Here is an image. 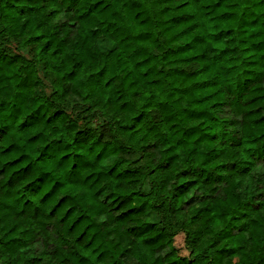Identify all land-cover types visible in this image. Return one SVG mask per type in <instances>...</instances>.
<instances>
[{
    "label": "clouds",
    "instance_id": "clouds-1",
    "mask_svg": "<svg viewBox=\"0 0 264 264\" xmlns=\"http://www.w3.org/2000/svg\"><path fill=\"white\" fill-rule=\"evenodd\" d=\"M31 2L33 0H0V13L7 14L0 15V27L4 28L0 32V48L7 45L12 52L22 53V58L13 66L16 81L22 83L18 86L14 82L0 90V136H3L0 145L14 143L18 139L27 140L35 131V143L27 141L24 147L32 157L42 154L40 160H32L33 171L28 177L32 180L30 191L24 188L28 179L20 173L9 171L0 175V264H153L154 261L155 264H166V260H157L163 252H153L156 246L145 243L139 232L144 227L145 216L157 219V212L151 206L161 201L164 203L160 215L174 222L184 220L187 223L188 220L187 207L181 211L182 200L172 195L174 172L192 166L195 156L182 154L172 176L162 166L158 167L175 144V135L167 119L174 118L176 109L171 107L166 97L164 104L158 103L160 96L145 102L131 98L122 85L123 72L119 75L120 83L115 84L111 92L103 93L105 77L100 69H106L109 63L107 49L113 45L120 47L123 42L121 30L107 21L94 24L97 29L95 36L89 34L84 41L74 39L69 50H65L64 44L76 36L75 30L71 33H60L55 29L48 32L45 39L55 42V51L45 47L42 41H28V36L35 35V32H26L18 27L27 17H20L17 13ZM41 2L49 3L50 0ZM81 2V10H84L91 0ZM109 2L103 0V3ZM133 2L124 0L125 7L130 9ZM136 2L148 9L145 0ZM261 2L264 0H247L243 7L252 11ZM10 18L17 21L16 27L4 23ZM96 39L104 42L99 49L95 46ZM87 40L93 41L91 48L86 47ZM40 47H44V51H39ZM124 54L122 51L121 55ZM85 56L90 61L87 66L77 63ZM6 67L0 61V69ZM121 93L125 94L127 101L123 107L115 99ZM34 108L37 109L35 112ZM163 108L168 109L166 117L161 115ZM140 112L145 114L136 124L132 116ZM129 124H136L130 133L122 127ZM223 131L228 133L223 137L225 144L221 145L218 139L206 149L215 150L217 155L213 156L212 151H208V159H204L201 153L197 160L200 168L206 164L224 165L223 169L208 168L213 174L220 173V179L207 186L198 183L194 193L196 196L213 193L228 201L224 215L232 235L222 245H213V249L222 246L224 250L216 253L207 248V244L216 239L215 233L219 229L209 233L204 251L211 255L206 257V264H264V161L257 164L249 156L251 149L229 150L226 147L228 139L236 138L231 133H239L236 128ZM153 143L156 147L142 148V145ZM166 148L168 152H165ZM233 163L235 167H231ZM126 168L135 169L136 174L121 179L119 184L107 178L109 169L124 176ZM9 175L16 181L11 189L4 184ZM37 176L45 181L39 192H36ZM61 187L63 191H58ZM49 188L51 192H48ZM45 192H48L45 197L47 203L40 199ZM64 192L68 196H64ZM119 192L131 201L128 206L143 205L146 211L130 215L126 220H117L123 209L109 211L119 200L109 203L108 194ZM257 193L261 195L257 197ZM48 197L52 199L48 200ZM24 200L29 204L24 205ZM57 200H67L68 203L63 208L57 205L59 211L53 209L54 214L50 216L49 210ZM257 200L259 213L254 211ZM69 205L73 206L70 216L64 212ZM61 216L65 219L61 220ZM77 216H81L83 222L70 228ZM230 217L235 219H227ZM253 224L258 226L253 228ZM81 231L88 235L77 241L76 236ZM98 237L99 244L93 251L87 247V242ZM232 249L235 250L234 255L231 254ZM97 252H102L99 259ZM81 256H87V260H81Z\"/></svg>",
    "mask_w": 264,
    "mask_h": 264
},
{
    "label": "trees",
    "instance_id": "trees-1",
    "mask_svg": "<svg viewBox=\"0 0 264 264\" xmlns=\"http://www.w3.org/2000/svg\"><path fill=\"white\" fill-rule=\"evenodd\" d=\"M246 3L247 0H145L148 5L145 10L136 0L130 9L125 7L124 0H110L109 3L91 0L81 10V0H50L49 3L33 0L17 13L20 17H27L18 27L26 32H35V35L28 36V41H42L45 47H50L53 51L55 42L45 39L53 29L60 33L75 30L76 36L67 39L64 44L65 50H69L74 39L84 41L89 34L96 35L95 23L107 21L108 24L115 25L122 32L123 42L120 47L113 45L107 49L110 54L109 63L106 69H100L105 77L103 93L111 92L114 85L120 83L119 75L123 72L125 78L122 85L131 98L145 102L151 97L160 96L158 103L164 104L166 97L171 107L176 109L174 118L167 119V124L175 135V144L172 152L158 167L162 166L172 176L182 154L195 156L192 166L174 172L172 195L182 200L181 211L187 207L188 220L187 223L184 220L174 222L160 215L161 205L164 203L161 201L160 204L151 206L157 212V219L151 220L145 216L144 227L139 232L145 243L156 246L152 249L153 252H163L157 260H166V264H206V257L211 255L204 251L209 233L219 229L215 233L216 239L207 244L209 249H213V245H222L232 235L224 215L228 201L213 193L206 192L201 196L194 193L198 183L207 186L220 179V173L213 174L208 168L223 169L224 165L206 164L204 168H200L197 160L201 153L204 154V159H208V151H212L213 156L217 155L215 150L206 149L218 139L221 145L225 144L223 137L228 133L223 129L236 128L239 133H231L236 138L228 139L226 147L229 150L251 149L249 156L257 164L264 161V2L252 11L244 9ZM101 4L103 7H100ZM4 23L9 27L17 26L14 18ZM3 31L4 28L0 27V32ZM3 39L7 40V37ZM99 41L101 40H95L98 49ZM108 41L112 43L111 37H108ZM92 44V40H87L86 47L91 48ZM39 51H44V47H40ZM122 51L125 53L123 56ZM21 58V52H12L7 45L0 48V61L7 65L0 69V90L14 82L18 86L22 83L16 81V73L13 72V66ZM89 62L87 56L83 61H77L84 66ZM115 99L120 102V107L127 102L124 93L117 95ZM36 110L33 109L34 112ZM144 114L140 112L132 116V120L138 124ZM167 114L168 109L163 108L161 115L166 117ZM136 124L122 127L130 133ZM36 138L37 133L33 131L27 140L18 139L14 143L0 145V175L12 171L28 179L33 171L32 160H40L42 154L32 157L24 145L27 141L34 144ZM2 139L3 136H0V140ZM154 147L155 143L142 145L145 150ZM168 151L166 148L165 152ZM231 167H235V164ZM123 171L124 176H121L119 171L109 169L107 178L119 184L121 179L136 174L135 169L126 168ZM36 180L39 181L36 192H39L45 181L40 176ZM15 182L14 177L9 175L4 184L11 189L15 187ZM31 184L32 180L28 179V183L24 185L26 191H30ZM51 191L49 188L48 192ZM58 191H63V187ZM48 192L40 197L41 201L48 202L45 200ZM260 195L257 193V197ZM64 196H68V193L64 192ZM51 199L52 197H48V200ZM117 200L119 203H115ZM108 202L115 203V208L109 211L123 209L116 217L117 220H126L130 215L146 211L143 205L128 206L131 201L123 192L108 194ZM66 203L67 200H57L49 210V215L54 214L53 209L59 211L57 205L63 208ZM23 204L27 205L29 201L24 200ZM258 205L259 200L254 206L256 213L260 211ZM72 207L69 205L64 208L66 215L72 214ZM23 211L22 207L21 212ZM60 219L64 220L65 216ZM227 219L234 220L235 217ZM82 222V217L77 216L69 227H78ZM221 225L224 227H220ZM257 226L258 224L252 225L253 228ZM179 234L183 236V247L187 253L184 255L180 254L175 245V237ZM87 235L81 231L76 240L80 241ZM98 244L99 237L96 240L89 239L87 247L95 251ZM213 250L216 253L224 251L222 246ZM231 254H235L234 249ZM101 256L102 252H97V259ZM80 259L87 260V256H81Z\"/></svg>",
    "mask_w": 264,
    "mask_h": 264
},
{
    "label": "rangeland",
    "instance_id": "rangeland-1",
    "mask_svg": "<svg viewBox=\"0 0 264 264\" xmlns=\"http://www.w3.org/2000/svg\"><path fill=\"white\" fill-rule=\"evenodd\" d=\"M103 43L104 42L102 40L99 41V47L100 48L103 46ZM109 43H111V42L109 41ZM109 48H111V47H109ZM175 245L179 248L180 254H182V255L187 254L186 251H185V249H184V247H183V236L181 234H179V235H177L175 237Z\"/></svg>",
    "mask_w": 264,
    "mask_h": 264
}]
</instances>
